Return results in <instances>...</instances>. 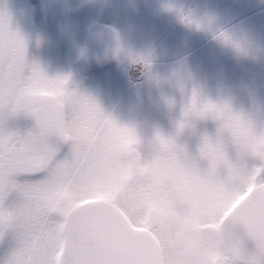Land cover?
I'll list each match as a JSON object with an SVG mask.
<instances>
[{
  "label": "snow or ice",
  "instance_id": "1",
  "mask_svg": "<svg viewBox=\"0 0 264 264\" xmlns=\"http://www.w3.org/2000/svg\"><path fill=\"white\" fill-rule=\"evenodd\" d=\"M177 87L183 95V81ZM207 120L214 132L201 135L196 125ZM185 128L198 138L195 151L178 142ZM177 137L157 134L142 155L134 129L69 76L50 75L30 59L26 38L0 5V264H81L85 254L104 264L89 233L113 213L136 229L223 252L229 264H264V121L205 101L193 88ZM125 139L134 142L130 150ZM217 151L229 169H218ZM212 184L226 191L228 207L242 201L219 233L207 229L220 212L196 196Z\"/></svg>",
  "mask_w": 264,
  "mask_h": 264
},
{
  "label": "rangeland",
  "instance_id": "2",
  "mask_svg": "<svg viewBox=\"0 0 264 264\" xmlns=\"http://www.w3.org/2000/svg\"><path fill=\"white\" fill-rule=\"evenodd\" d=\"M36 1L41 8L42 46H53L66 37L77 48L81 24L63 20L61 15L80 1H91L103 25L119 37L118 54L103 62L111 67H105L96 79L91 75L94 80L85 92L121 125L135 130L142 155L152 151L157 134L177 137L182 118L176 114H182L193 88L205 101L228 102L235 111L264 121V0H170L175 7L170 19L157 13L159 0H49L46 8L42 0ZM237 46L256 54L242 55ZM48 55L50 51L45 50L42 57ZM118 57L124 61L121 64H128L126 72L114 62ZM178 80L186 85L183 95ZM214 127L211 120L196 125L201 135H211ZM177 138L195 151L198 138L190 129ZM121 143L130 150L134 142ZM214 157L219 170L230 168L223 152H215ZM217 189L215 184L199 189L198 201L207 206Z\"/></svg>",
  "mask_w": 264,
  "mask_h": 264
},
{
  "label": "clouds",
  "instance_id": "3",
  "mask_svg": "<svg viewBox=\"0 0 264 264\" xmlns=\"http://www.w3.org/2000/svg\"><path fill=\"white\" fill-rule=\"evenodd\" d=\"M222 38L228 39L226 36ZM237 48L240 50L239 46ZM240 51L248 57L256 54L248 50ZM226 197V191L220 188L210 194L207 206L216 208L220 215L207 231L219 233L242 202L228 207ZM91 239L111 257L113 264H229L223 252H201L189 245L186 238L170 237L156 231H137L115 213L106 216L93 229Z\"/></svg>",
  "mask_w": 264,
  "mask_h": 264
},
{
  "label": "flooded vegetation",
  "instance_id": "4",
  "mask_svg": "<svg viewBox=\"0 0 264 264\" xmlns=\"http://www.w3.org/2000/svg\"><path fill=\"white\" fill-rule=\"evenodd\" d=\"M1 1L7 2V6H6L7 9L12 13L16 24L19 26L21 32L23 33L24 37L28 42V55L30 59L40 64L45 70L49 72L50 75L69 76L70 80L71 78L73 79L76 78L80 80L78 88L81 89L83 92H85L86 90H88L90 82L94 80L91 77L93 76L96 79L97 78L96 76H100V73L105 70V67H108L109 65L108 62H106L107 64H103L105 60H101L102 57L101 53L99 54L96 50H91L90 30L91 28H98L99 30L107 29L109 31H112V28L110 29L109 26L103 25L101 16H97L91 1L89 2L80 1V3H77L70 10L62 12L61 15V18H63V20L67 19V21L70 23L81 24V27H79V32H78L79 44L75 45L77 46V48L75 47L72 48V46L74 45L72 43H68L66 37L58 38L57 41L59 42L58 45L57 42L55 43L56 45L54 44L53 46L41 45L42 36H40V32H39V27L41 22L40 21L41 8L39 7V1L36 0H1ZM50 3L51 1L49 0H42L41 5L42 7L43 5H46L45 6L46 8ZM86 4L92 5L93 10L91 16L89 15L73 16L71 14L73 10ZM60 11L61 10H59V12ZM51 16L52 14H50V17ZM116 38L118 42V47L115 53L118 54L117 51H119L120 42L118 39L119 37L116 36ZM70 44H71V49L69 50ZM45 50L50 51V55H48V57L46 58L42 57V54ZM64 54H65V58L61 59V57ZM122 61L121 59H119V57L118 60H115L116 64L123 65L124 72H126L128 64L127 63L121 64L120 62ZM80 69H81V76H79ZM195 69L199 75L200 70L198 68ZM155 93H157L156 90Z\"/></svg>",
  "mask_w": 264,
  "mask_h": 264
},
{
  "label": "water",
  "instance_id": "5",
  "mask_svg": "<svg viewBox=\"0 0 264 264\" xmlns=\"http://www.w3.org/2000/svg\"><path fill=\"white\" fill-rule=\"evenodd\" d=\"M0 5L7 6V2L0 0ZM174 4L170 0H159L157 3V10L159 13L170 15L173 12ZM74 16H82V15H91L92 8L91 5H83L80 8L76 9L73 13ZM90 43H91V50H96L99 54L101 53L102 57L101 60H105L108 57L112 56L116 49H117V41L111 32L107 30H98L97 28H93L90 32ZM80 80L76 78H71L70 85L71 86H79ZM178 118H182V114H176ZM86 203V202H85ZM82 207V204L76 205L75 208L79 209ZM98 225V224H97ZM96 225V226H97ZM94 226V228L96 227ZM93 228V229H94ZM93 229L89 233V238L91 239V234ZM137 231H144L149 232L143 229H136ZM99 253L105 257L104 264H113L111 257H109L102 249L98 246ZM64 249L62 247L61 254L63 253ZM81 264H91V261L87 254L82 258Z\"/></svg>",
  "mask_w": 264,
  "mask_h": 264
}]
</instances>
